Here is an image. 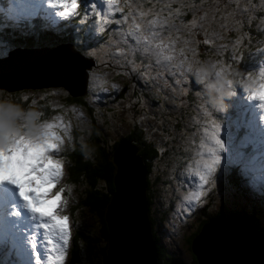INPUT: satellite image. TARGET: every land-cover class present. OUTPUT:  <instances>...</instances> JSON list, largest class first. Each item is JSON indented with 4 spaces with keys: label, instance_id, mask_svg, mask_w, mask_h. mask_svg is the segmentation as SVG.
Wrapping results in <instances>:
<instances>
[{
    "label": "rangeland",
    "instance_id": "obj_1",
    "mask_svg": "<svg viewBox=\"0 0 264 264\" xmlns=\"http://www.w3.org/2000/svg\"><path fill=\"white\" fill-rule=\"evenodd\" d=\"M175 1L101 0L99 6L105 15L109 16V19L103 22L104 25H100L101 34L106 40V50L97 47L95 51L98 54L103 51L107 54L110 67L99 66L94 69L100 74L96 78V73L93 72L91 85L88 79L89 69L81 70L84 64L65 50L58 52L44 50L36 56L47 58L53 53H56V56L64 54L72 59L77 75L81 70L82 84L78 87L77 78L72 76L68 87H71V94L81 93L85 88L88 91L92 87L93 93L89 105L93 107V112L99 114L97 112L99 111L108 123L107 130L99 133L107 139L106 145L113 143L118 136L126 134L132 123L141 130L143 138L153 144L154 149L162 150L160 154L163 153L166 157V153H169V165L154 161L149 162V173L144 170L145 180L147 179L149 186V189L145 187L144 194L150 197L148 207L149 211L152 210L151 215L154 220L158 221L159 216L164 215L162 223L154 224L161 243L165 244L181 263H186L191 261L192 254L184 238L191 234L197 225L201 226L200 215L214 214L222 202L229 206L231 201L235 200L242 208L250 203L249 210L255 213L256 219L259 218L260 227L264 229V196L258 195L249 187L250 176L247 171L244 176L242 175L243 178L238 185L232 186L226 181L231 166L239 164L243 169L247 168L248 159L246 155L239 153L237 147L241 148L243 143L253 142L259 138L261 127L254 122V119L258 121V113L252 111L253 105H249L242 94L239 95L240 99L233 98L229 102L232 106L226 115L207 111L201 97L196 95L201 90V86L197 85L192 75L185 71L186 65L189 62L194 63L197 59L196 55L205 51L201 45L211 44L218 48L221 47V43H235L239 35L243 36L245 25L251 21L258 24L259 29L264 32V8L258 6L261 2L264 4V0H208L206 6L199 4L203 0H198L200 2L196 6L201 7L197 8L199 14L195 24L188 23L184 17L186 13L184 9L187 7L192 9L195 3L190 2L191 0ZM183 4H185L184 8ZM163 6L165 9L162 8ZM153 21L156 22L155 25L151 23ZM137 24L142 26L140 32L136 31ZM191 24L194 26H190ZM74 33L72 31L68 34ZM141 35L150 38L153 44L147 45L144 40L138 43L137 37ZM0 37H2L0 64L3 63L0 83L8 84L9 90L22 88V99L29 97L32 103L42 99L44 95L62 96L65 90L59 89L60 87H48L53 90L46 92L45 82L54 79V75L50 77L44 75L50 70L46 61L41 62L43 73L40 71L35 74L24 73L25 77L22 81L17 80L19 75L24 74L18 72L10 75L13 70H19L20 67L22 68L21 65H24L22 54L14 55L15 48H7L3 34H0ZM69 43L76 49L79 41L71 38ZM156 45L159 47H155ZM251 55L253 54L249 52V61ZM209 57L215 59L210 54L205 58ZM261 61H264V49L252 60L254 69L260 66ZM247 65L241 70L245 72L254 70ZM56 77L60 78L57 75ZM115 83L121 85V90L127 91V101L114 96L120 90L112 88V84ZM29 84L38 87H29ZM56 89H59V92L54 91ZM233 101L236 106H233ZM55 102L56 98L52 100L53 106L56 105ZM69 108L70 106H67L61 109V113L52 116L66 114V119H73L75 114L81 111L72 106L71 110ZM87 121L90 124L88 118ZM239 124H247L254 136L251 137L248 131H244L242 136L240 134L236 137L235 132ZM83 128H87L85 123ZM261 130L264 133V128ZM76 131L78 130L74 129L72 135L78 140L83 135L81 133L79 136L76 135ZM217 141L223 142V152H220ZM229 152L231 157L228 156ZM218 154L221 156V161L217 166L214 160ZM207 165H211L215 171L211 174L212 178H208V182L205 183L200 177L207 174ZM80 185L79 189H82V184ZM100 187L105 191L104 183ZM260 191L264 192V181ZM113 192L114 186L108 193V201ZM76 193L77 191L71 197L70 204ZM197 193L199 198L192 199L191 197ZM66 214L70 217L69 212L66 211ZM72 218H70L71 223ZM71 229L70 224V234L73 233ZM92 230L97 233L95 225L92 226ZM43 231L40 230L41 233ZM55 235L50 234L45 237L41 234L37 238L35 255L42 256L44 251L59 250L60 245H64V240L61 239L57 244L53 243ZM96 238L90 234L91 243L88 247L82 240L77 239V247L82 246L83 249L85 263L82 264H103L100 254L98 256L99 248L97 247L96 250V245L92 244ZM2 256L7 258L4 251L0 250V258ZM48 259V257L42 258V260ZM16 263L13 257V263L7 264ZM24 263L32 264L29 252Z\"/></svg>",
    "mask_w": 264,
    "mask_h": 264
},
{
    "label": "clouds",
    "instance_id": "obj_2",
    "mask_svg": "<svg viewBox=\"0 0 264 264\" xmlns=\"http://www.w3.org/2000/svg\"><path fill=\"white\" fill-rule=\"evenodd\" d=\"M80 7L81 0H0V21L6 28L21 33L31 32L37 27L40 31L57 32L63 30L61 25L67 28L80 14ZM151 23L155 25L156 22ZM100 27L98 23V33ZM135 28L140 32L142 26L137 24ZM87 33H84V44L89 42L90 36ZM71 38L79 41L73 35ZM137 40L138 43L144 40L147 45L153 44L150 38L145 40L143 35L137 37ZM61 44L68 46L70 43L68 40ZM79 44L83 45L80 41ZM155 47L158 48L159 45ZM95 49L96 46L93 47V53H97ZM92 60L95 65L93 57ZM185 71L201 86L196 95L201 97L207 111L226 115L232 106L229 102L242 94L248 104L254 105L258 113V125L264 128V61L260 62L258 68L245 72L224 66L222 61L209 57L189 62ZM93 72L96 73V78L100 74L98 71ZM93 72L88 73L89 85L94 78ZM120 87L118 83L112 84L115 90ZM59 89L54 91L59 92ZM15 95L0 89V188L14 189L18 199V203L9 204L5 201L3 212L0 213V250L9 259L15 257L17 264H23L28 252L32 253V264H53L54 260L61 257H51L48 260L33 257L37 238L41 234L45 237L50 234L62 237V258L67 257L71 222L66 211L78 186L67 179L66 168L70 160L64 153L75 151L76 143H79L84 159L94 161L95 147L84 136L77 140L72 135L74 129L84 131L83 124L87 122L84 111L76 113L73 119H66V114L46 118L44 111L34 105L25 107L17 101ZM217 144L220 152H223V142L217 141ZM247 148L249 187L258 195L264 196V192L260 191L264 181V140L250 143ZM228 156L231 157V152ZM220 161L221 156L218 154L214 164L218 166ZM214 171L208 169L207 178H212ZM27 224L31 225V229L25 226ZM199 228L197 225L190 236L194 237ZM41 229L44 230L43 233L40 232ZM44 255L47 256V251Z\"/></svg>",
    "mask_w": 264,
    "mask_h": 264
},
{
    "label": "trees",
    "instance_id": "obj_3",
    "mask_svg": "<svg viewBox=\"0 0 264 264\" xmlns=\"http://www.w3.org/2000/svg\"><path fill=\"white\" fill-rule=\"evenodd\" d=\"M177 1V0H176ZM175 1V2H176ZM182 1V0H181ZM180 1V2H181ZM260 1V0H259ZM190 2L195 3L192 9L189 7L185 8V21L188 23L197 22V15L199 14V10L196 4L200 1L198 0H191ZM100 0H94V4L99 6ZM208 0H203V2L199 4H203L206 6ZM86 0H81V7H80V14L84 11V15L86 14V21L82 23V25H74L71 21L67 28L63 27L62 31H57L51 33L50 31H40L39 27L31 32H27L26 35L20 34L17 31H9L12 33L10 36L8 32L4 29V24L0 21V34H3V40L7 44V48L14 49V55L23 54V53H30V54H38L44 50H50L62 42L68 41L71 39V35L67 32H72L71 30L74 29L75 37H78L79 41L85 46V49L81 47L82 51H88L89 54L94 58L96 61L95 67L103 66V67H110V62H108L107 57L104 53L97 54L93 53L94 46H103L102 40H98L94 44L86 45L84 44V28H93V23L96 21L94 17L96 16L95 13L92 14L91 18L87 11L85 10L86 7ZM198 4V5H199ZM258 4V3H257ZM261 5L264 8V4L259 3L258 6ZM185 7V4L182 6ZM260 7V8H261ZM165 9V6L162 7ZM239 20L237 19V22ZM184 22V21H183ZM182 22V23H183ZM190 26H194V25ZM234 34L232 33V38ZM262 41H264V32L263 30L259 29V25L256 24L254 21L246 24L243 31V36L239 35V39L237 42H228L227 44L221 43V47L215 48V46L211 44L201 45L204 48V52L201 54L198 53L196 55L197 59L205 58L208 54L214 56L213 58L218 59V61H222L223 65L227 67H231L234 69H243L242 67L246 66L247 64L252 67L253 62L252 60L257 57L255 54L259 49ZM19 48V49H18ZM254 51L252 52V50ZM249 52L251 55V60L249 61ZM106 57V58H105ZM249 62V63H248ZM247 65V66H248ZM3 67V63L0 64ZM120 76V75H118ZM116 76V77H118ZM19 79V78H18ZM109 83H112L109 81ZM61 89H64L61 87ZM52 91L53 89H49ZM64 93L62 96H52V95H44V97L40 100H36L33 103L31 102L30 98L22 99L21 93L23 90H15L11 91L15 93V98L18 102L23 103L25 107L29 105H34L40 110L45 112V117L50 118L52 115L56 113H61V109L72 106L76 107L81 111H84L87 115V118L90 121H87L85 125L87 128H84V131H76V135H83L85 138H88V143L95 147V159L92 160H85L83 155L80 152V145L76 143V150L75 151H68L64 153V155L68 156L70 163H68L66 171H67V179L69 182L75 183L78 187L76 189L77 193L74 198H72V204H69L67 208V212L70 213V217L72 218V230L73 233L71 234L70 246L68 251V258L65 264H82L85 263L84 254H82V246L77 247L78 240H82L85 246H89L91 243L90 241V234L95 236V242L93 245H96L99 248L98 256L100 254L101 261L105 264V245L107 242V229L104 222V209L108 202V193L112 190V170L113 164L108 160L109 153L115 148L117 143L128 141L133 144H139L140 149L137 151V155L142 159V163L144 164L146 173H149V162L158 161V163H162L163 165L170 164L169 153H166V157L163 153L160 154V151L157 148H153V144L151 142H147L141 133V130L138 129L135 125L131 123V127L129 128L128 132L121 137H117V139L113 143L107 144V139L104 137L103 134H99L105 132L108 128L107 121L102 117L99 111V114L92 111V108L89 105V99L91 94L93 93L92 87L88 89V91L78 94H71L69 90L64 89ZM9 92V91H8ZM112 93V92H110ZM109 93V94H110ZM115 97L122 98L123 100L127 101V91L119 90ZM56 98V105H52V100ZM95 107V106H94ZM102 131V132H101ZM90 132V135H89ZM81 133V134H79ZM131 139V140H130ZM109 146V147H108ZM169 149V147H168ZM165 160V161H164ZM166 162V163H165ZM226 181L228 184H237L239 182L237 176V170L231 175L226 176ZM102 183L105 184V191L101 189ZM80 184H82V189L80 188ZM145 187L149 189L148 181L145 180ZM147 200V214L148 220L150 222L151 234L155 244L156 249V260L157 264H167L170 260L175 259L179 264H194L193 255H191V261L186 263H181V261L172 253L170 252L165 245L161 243L160 236L158 232L155 230L154 224H160L162 222V218L164 215L159 216L158 221L154 220V217L151 215L152 210L149 211V203L150 197H146ZM246 203V202H245ZM250 203H248L245 207H241L235 200L231 201L229 206L225 205L222 202L219 208L216 210L214 214L204 213L200 215L201 223H205L206 221L210 220H218L225 217L226 214L236 210V213L246 217L252 225L260 231L264 238V229L260 227L259 218H255V213H253L250 208ZM203 216V217H202ZM88 221V222H87ZM97 227V233H94L92 230V226ZM192 235L190 234L184 238V242L187 243V248H189V242ZM78 239V240H77Z\"/></svg>",
    "mask_w": 264,
    "mask_h": 264
},
{
    "label": "water",
    "instance_id": "obj_4",
    "mask_svg": "<svg viewBox=\"0 0 264 264\" xmlns=\"http://www.w3.org/2000/svg\"><path fill=\"white\" fill-rule=\"evenodd\" d=\"M65 51L71 52L72 45L68 44ZM71 55L82 64H89L81 59L79 53ZM34 56L23 53L22 68L38 63ZM64 82V78H54L46 81L45 86L66 89ZM82 82L80 76V85ZM0 89L9 92L19 90ZM86 91L85 88L83 92ZM128 141L117 143L108 155V160L113 164L111 181L114 192L104 209L107 229L105 264H157L144 194L145 167L136 154L140 145ZM189 250L195 264H264L263 235L250 220L233 212L224 218L202 223L197 234L190 240ZM167 264L179 262L171 260Z\"/></svg>",
    "mask_w": 264,
    "mask_h": 264
},
{
    "label": "bare ground",
    "instance_id": "obj_5",
    "mask_svg": "<svg viewBox=\"0 0 264 264\" xmlns=\"http://www.w3.org/2000/svg\"><path fill=\"white\" fill-rule=\"evenodd\" d=\"M62 49H59L55 52H58V51H61ZM56 53H53L51 55H49L47 58L45 57H40V58H43V60H41L40 62L36 63V64H33L31 66H28V67H23V68H19V70H13L11 72L10 75H12L13 73L16 74V73H20V74H24V73H27V74H35V73H38L40 71V73H43L44 72V68L43 66L41 65L42 63L41 62H47L49 64V67H50V70L47 71L44 75L46 77H50V75H54V78H57L56 75L58 77H64L65 79V82L63 83L65 85V88L67 90H69V92H71V87H68V84H69V81L70 79L72 78V76H75L78 80V83H76V85H78V87L80 86V83H79V76L81 75L80 71L86 66L84 65L81 70L79 71L78 75L73 67V61L70 57H67L66 55L64 54H61V55H55ZM46 56V55H45ZM37 57L36 55L34 56V58ZM78 60V59H77ZM76 61V60H75ZM66 72L64 74V72ZM3 68L1 69V66H0V71H2ZM63 72V73H62ZM18 75V74H17ZM19 79L17 81H22L24 80V77H25V74L24 75H19ZM27 76V75H26ZM11 83V82H10ZM17 85V84H16ZM45 85V84H43ZM29 87H38L37 85L36 86H33L31 84H29ZM41 87V86H39ZM0 88H5V89H9L10 86H8V84H0ZM233 213H236L233 211ZM224 218V217H223Z\"/></svg>",
    "mask_w": 264,
    "mask_h": 264
},
{
    "label": "snow or ice",
    "instance_id": "obj_6",
    "mask_svg": "<svg viewBox=\"0 0 264 264\" xmlns=\"http://www.w3.org/2000/svg\"><path fill=\"white\" fill-rule=\"evenodd\" d=\"M144 39L147 40L148 37L145 36ZM207 167H208L209 171H214V170H215L214 168L211 167V165H207ZM200 179H201L202 181H204L205 183L208 182V178H207L206 175H202V176L200 177ZM191 198H192V199H198V198H199V194H198V193H197V194H194ZM61 259H62V257H61Z\"/></svg>",
    "mask_w": 264,
    "mask_h": 264
}]
</instances>
